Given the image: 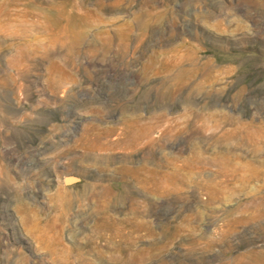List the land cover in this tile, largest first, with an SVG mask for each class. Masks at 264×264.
I'll list each match as a JSON object with an SVG mask.
<instances>
[{"label":"rangeland","instance_id":"374dc122","mask_svg":"<svg viewBox=\"0 0 264 264\" xmlns=\"http://www.w3.org/2000/svg\"><path fill=\"white\" fill-rule=\"evenodd\" d=\"M0 264H264V0H0Z\"/></svg>","mask_w":264,"mask_h":264},{"label":"bare ground","instance_id":"6f19581e","mask_svg":"<svg viewBox=\"0 0 264 264\" xmlns=\"http://www.w3.org/2000/svg\"><path fill=\"white\" fill-rule=\"evenodd\" d=\"M64 32H65V34L67 35V36H69V35H72V32H73V30L71 31V30H69L68 28H65V30H64ZM75 32V31H74ZM75 36V35H74ZM67 38V37H66ZM69 38V37H68ZM56 40V39H55ZM16 50V49H15ZM17 53V55H20V56H25L27 53H28V48H27V46L25 45H23V44H20V46H19V48H18V51L16 52ZM14 57V56H13ZM12 62L13 63H16V61H15V59L14 60H12Z\"/></svg>","mask_w":264,"mask_h":264}]
</instances>
